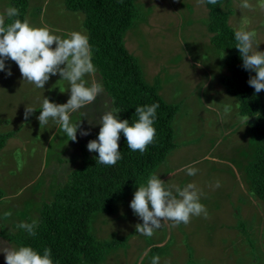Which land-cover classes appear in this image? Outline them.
Returning a JSON list of instances; mask_svg holds the SVG:
<instances>
[{
  "label": "rangeland",
  "instance_id": "1",
  "mask_svg": "<svg viewBox=\"0 0 264 264\" xmlns=\"http://www.w3.org/2000/svg\"><path fill=\"white\" fill-rule=\"evenodd\" d=\"M243 2L230 0L228 24L255 31L257 50L264 51V0H248L249 9L240 7ZM137 4L139 18L126 32L125 45L138 57L146 81L157 83L167 102L181 103L172 122L176 148L153 174L167 185L195 183L204 193L200 202L208 217L193 216L179 226L163 222L146 237L135 229L142 223L130 207L135 189L116 202L113 213L99 212L91 218L90 230L97 239L126 240L108 250L99 264H151L156 255L160 264H264V204L249 192L245 175L255 141L246 117L239 115L238 101L219 83L227 74L225 54L210 42L206 5L197 0ZM8 7V0H0V14ZM27 17L32 25H47L62 38L73 31L86 34L83 13L67 10L64 0H29ZM5 64L6 70L0 71V132L14 134L0 150V250L18 248L7 235L18 230L19 223L39 219L41 205L50 202L68 174L81 166L78 144L93 140L102 115L113 109L103 89L94 103L70 114L88 135L78 130L76 142L67 140L59 124L50 119L40 128L37 117L44 97L67 102L69 83L57 73L39 89L23 80L10 58ZM85 79L89 86L93 81L102 84L97 71ZM259 93L264 98V91ZM226 104L232 109L227 115ZM26 106L36 108L27 121ZM185 166L198 172L189 176ZM217 180L219 188L214 187ZM0 264H6L3 251Z\"/></svg>",
  "mask_w": 264,
  "mask_h": 264
},
{
  "label": "trees",
  "instance_id": "2",
  "mask_svg": "<svg viewBox=\"0 0 264 264\" xmlns=\"http://www.w3.org/2000/svg\"><path fill=\"white\" fill-rule=\"evenodd\" d=\"M16 7L21 20L27 17L29 0H8ZM230 0L207 4V29L210 42L225 54L227 74L219 83L227 94L238 101L239 115L248 117L247 125L254 138V152L245 167L249 192L264 204V98L248 84L255 75L243 68L242 58L235 47V29L228 24L232 10ZM65 8L84 15L83 27L92 45V62L99 73L104 91L112 108H119L121 119L129 123L138 119L137 106L156 102V137L145 153L127 147L123 133L118 141L122 159L114 166L96 162L98 153L89 152L81 142V166L73 169L64 184L56 189L53 199L39 210L36 235L24 229L7 235L17 247L30 246L41 255L51 249L54 264H99L110 249L125 243V239L101 241L90 230L95 213H113L115 204L146 183L150 175L164 163L176 148L172 122L181 103L167 102L159 93L157 83L146 81L140 61L124 42L125 34L139 18L137 0H64ZM227 7V9L225 8ZM10 21L6 20V23ZM99 130L93 133L96 139ZM14 131L0 132V150ZM33 220L28 221L31 223Z\"/></svg>",
  "mask_w": 264,
  "mask_h": 264
},
{
  "label": "clouds",
  "instance_id": "3",
  "mask_svg": "<svg viewBox=\"0 0 264 264\" xmlns=\"http://www.w3.org/2000/svg\"><path fill=\"white\" fill-rule=\"evenodd\" d=\"M197 2L217 5L219 0ZM240 7L249 9L252 5L248 0H244ZM19 16L20 12L14 6L8 7L0 14V71L6 70L5 61L10 58L18 65L23 80L39 89H44L50 76L59 73L60 79L70 85L68 88L70 96L67 102L62 104L51 102L44 97L37 120L41 128L51 119L59 124L67 140L76 142L78 130L82 136L88 135V131L81 128L79 120L73 122L70 114L94 103L97 96L103 92L102 84L93 81L89 86L85 79L87 75L96 72L89 37L81 30L73 31L67 38H62L54 34L47 25L38 27L32 25L28 17L21 20L17 18ZM6 20L10 22L6 23ZM255 36V31L245 30L243 27L234 33L235 47L242 58L243 68L255 73L249 77L248 84L259 93L264 91V51L257 50L259 43L255 42ZM54 43L55 47H52ZM6 74L8 76L12 74L10 69H7ZM158 107L159 104L156 102L137 106L135 114L138 119L131 123L128 119L120 118L119 113L122 110L119 108H113L103 114L97 138L87 143L89 152L98 153L96 162L114 166L123 158L118 145L121 133L126 138L130 150L145 153L156 137L154 123ZM35 109L33 106L25 107L23 115L26 121ZM231 110V105H224L225 115ZM247 120L248 117L246 122ZM185 170L189 176H194L198 172L193 166H185ZM220 186L221 183L217 180L214 187ZM202 196L203 191L195 183H187L183 187L167 185L157 174L150 175L146 183L138 186L130 201L133 213L142 220V223L135 225L136 232L152 237L156 230L163 226V222L170 221V226H179L181 223L188 224L193 216L207 218V208L200 202ZM4 216L10 217L11 212H5ZM37 226L35 220L17 225L30 236L36 235ZM0 251L4 253L6 264H54L49 248H44L42 255L30 246ZM151 264H160V257L153 256Z\"/></svg>",
  "mask_w": 264,
  "mask_h": 264
}]
</instances>
